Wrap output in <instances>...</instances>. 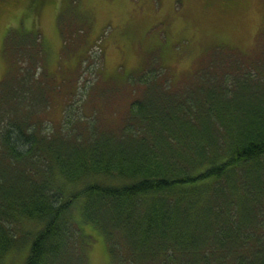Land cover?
Returning <instances> with one entry per match:
<instances>
[{
    "label": "trees",
    "instance_id": "trees-1",
    "mask_svg": "<svg viewBox=\"0 0 264 264\" xmlns=\"http://www.w3.org/2000/svg\"><path fill=\"white\" fill-rule=\"evenodd\" d=\"M249 66L235 78L201 74L216 94L207 103L184 96L209 92L205 85L168 92L157 70L141 80L143 95L120 133L84 141L62 136L46 144L24 129L29 120L6 112L0 167L14 173H0V255L15 239L9 215L44 223L26 264H86L85 223L103 234L109 264H264V58L263 72ZM236 79L248 82L245 97L235 98ZM11 89L24 97L20 85ZM245 110L246 117H231Z\"/></svg>",
    "mask_w": 264,
    "mask_h": 264
},
{
    "label": "rangeland",
    "instance_id": "rangeland-1",
    "mask_svg": "<svg viewBox=\"0 0 264 264\" xmlns=\"http://www.w3.org/2000/svg\"><path fill=\"white\" fill-rule=\"evenodd\" d=\"M234 3L37 0L30 5V0H0V121L6 112L9 119H27L24 129L30 127L45 142L62 136L84 141L104 132L120 133L131 102L143 95L146 85L141 80L153 78L157 70L156 79L168 92L205 85L209 92L199 95L192 90L184 96L194 102L215 99L213 87L206 86L211 80H201V74L225 72L235 78L248 72L251 63L263 72L259 68L263 69L264 58V0H241L229 7ZM33 77L38 81L32 82ZM237 79L233 84L240 95L235 98L245 97L250 91L240 89L248 82ZM16 85L23 87V98L12 96ZM247 115L246 110L236 111L231 117ZM43 150L47 153L46 146ZM3 152L0 148V160ZM5 173L12 176L14 169L8 166L2 179ZM73 214L75 221L80 219L78 205ZM6 218L16 233L13 246L0 255V264H26L44 223L27 216ZM81 233L86 239V264H109L101 231L85 223Z\"/></svg>",
    "mask_w": 264,
    "mask_h": 264
}]
</instances>
